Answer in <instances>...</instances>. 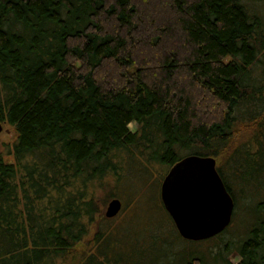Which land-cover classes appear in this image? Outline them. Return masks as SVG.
<instances>
[{
    "label": "trees",
    "instance_id": "1",
    "mask_svg": "<svg viewBox=\"0 0 264 264\" xmlns=\"http://www.w3.org/2000/svg\"><path fill=\"white\" fill-rule=\"evenodd\" d=\"M6 125L0 264H142L120 226L85 247L92 189L139 167L143 183L150 161L219 157L237 138V191L252 201L237 264H264V18L246 0H0V138Z\"/></svg>",
    "mask_w": 264,
    "mask_h": 264
},
{
    "label": "rangeland",
    "instance_id": "2",
    "mask_svg": "<svg viewBox=\"0 0 264 264\" xmlns=\"http://www.w3.org/2000/svg\"><path fill=\"white\" fill-rule=\"evenodd\" d=\"M246 2L250 4L253 11L258 12L264 18V0H246ZM261 74L262 67L261 72L259 71V76ZM129 127L132 132L138 129L136 123L130 124ZM1 133L0 155L2 154L7 158H12L13 155L11 154L12 156H9V154L12 151V143L16 137L14 128H12L11 125H6V127H2ZM246 135L247 134H244L242 139H244ZM240 141H242L240 138L235 139V142L232 141L226 149H223L221 156H215V158H217V167L223 170L226 179L229 180L237 202V208L235 212L233 210V216L227 228L228 230L220 235L219 238L218 235L220 233L214 237H209L206 240L198 242H190L188 239H183L181 237L173 218L170 217L165 205H163L162 194H160L163 184L162 181L170 171L167 167L161 164L159 165L156 161H150L147 163L148 169L143 183L140 182V177H138V175L143 176L145 174H141V167H139L131 171L134 182L130 179V182H126V180H122V182L117 179L113 182L111 179L99 180L101 183L98 182L96 184L98 187L92 189V194L96 198L99 213L96 215L97 222L92 226L91 235L83 241L85 247H87L88 250L93 247L92 237L94 232H104V230L108 229V226L111 228L117 226V229L120 226L118 229L119 235L128 234L127 240L133 237L132 241L136 238L141 244L142 249L140 250L144 252L141 258L142 264H153L151 261L154 253H159L157 250L158 248L163 251L165 255L162 257L161 262L158 261L160 262L158 264H175L178 260H183L196 254L204 256L207 263L214 264L215 260L213 256L220 252L221 254L223 253V256L226 255L228 259L235 264L241 262L242 259H240V254L235 247L239 246L242 239L246 237L245 232L247 230V225L245 222H247V220H252V214L249 213L252 201L249 198H242L237 191L235 164L239 161V157L237 155L234 156V146ZM137 161L141 163V165L142 162H146L143 157L142 161ZM131 164L134 165V162L131 161ZM128 168L130 171L131 167ZM111 194L114 196H111ZM115 198L121 199L123 209L114 218H109L112 220L108 223V218L106 217L107 206ZM134 232H136L135 235ZM227 245H230L229 248L232 249H230V253L226 252ZM126 249V253H134V250L131 251L129 247ZM57 264H61V262ZM64 264L69 263L65 262Z\"/></svg>",
    "mask_w": 264,
    "mask_h": 264
},
{
    "label": "water",
    "instance_id": "3",
    "mask_svg": "<svg viewBox=\"0 0 264 264\" xmlns=\"http://www.w3.org/2000/svg\"><path fill=\"white\" fill-rule=\"evenodd\" d=\"M163 203L183 239L206 240L225 230L232 219L235 202L212 156H186L163 180ZM115 198L106 217L122 211Z\"/></svg>",
    "mask_w": 264,
    "mask_h": 264
}]
</instances>
